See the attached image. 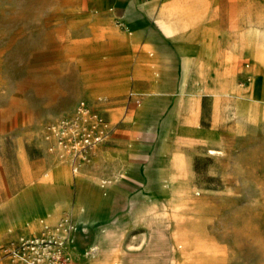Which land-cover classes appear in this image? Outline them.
Listing matches in <instances>:
<instances>
[{
    "label": "rangeland",
    "instance_id": "rangeland-1",
    "mask_svg": "<svg viewBox=\"0 0 264 264\" xmlns=\"http://www.w3.org/2000/svg\"><path fill=\"white\" fill-rule=\"evenodd\" d=\"M232 2L174 63L142 53L133 0H0V233L43 208L0 263L66 216L65 264H264V0ZM81 101L111 132L75 172L51 127Z\"/></svg>",
    "mask_w": 264,
    "mask_h": 264
},
{
    "label": "crops",
    "instance_id": "crops-1",
    "mask_svg": "<svg viewBox=\"0 0 264 264\" xmlns=\"http://www.w3.org/2000/svg\"><path fill=\"white\" fill-rule=\"evenodd\" d=\"M133 2L134 3L131 5L134 6V10H129V11L132 12L135 11V9L137 10L136 7L138 6L142 7L140 12L134 15L136 21L141 23L140 27L138 26L135 29L139 30L144 35L139 42H141L142 40H146L145 41L146 43L144 45V50L142 51V53L149 54L150 48L154 47V49L158 51L156 52V54H159L161 58H165V57L169 58L174 63L178 58L177 49H179L178 48L179 45L175 44L174 42L171 43L170 41H168L169 39L181 40L183 38H190V36L196 33L195 38H197V41L195 42L194 45L197 46V49L202 50L201 46L202 43L204 42V38L206 37L207 32L210 29L218 27L221 19L223 18L226 19L229 13L233 14L232 7L234 4L232 0H170L167 3H163L161 0H147V2H142V0H140L138 4L135 2V0H133ZM230 5L231 7H229ZM122 16L124 17L125 15ZM165 16L172 17L169 24L157 26L156 19H161L162 17ZM240 18L242 19L241 15ZM150 23H152L153 25L149 26ZM157 34H160L163 40L161 39L160 41H158V44H154L150 40H152L153 37H155ZM220 35L222 36V34L220 33L218 34V42H220L219 41ZM222 38L225 42H227L226 40L227 35L222 36ZM136 45L132 47L131 51H133V48ZM213 61H209V65H207L206 68H211L209 66H211V63ZM99 157H100V153H99ZM43 196L44 195L40 196L37 200H39ZM37 200L35 201V204L37 203ZM57 202L59 204H62L64 210L75 209V205H73V201L70 200V191L68 192V194L64 195L63 197L58 198ZM34 205H30V206H34ZM45 206H46L45 216L47 215L46 219L48 221H51V219L55 218L56 214H58L59 209L55 205V203L45 204ZM38 210H40L39 213L36 212V214L32 215L31 217L18 221L15 225L13 222H10L12 225H14V227L17 228V230L13 232L10 231L5 232L2 234L0 233V240L7 241L16 238L21 234H30L32 232L31 229L37 227L36 224L38 223L37 221L39 220L37 218L42 217L41 210L43 211V208L41 204L38 205ZM20 214L21 212L17 208L7 213H0V216L8 224L12 218L17 217ZM26 224H28L27 227ZM0 264H7V263L3 262Z\"/></svg>",
    "mask_w": 264,
    "mask_h": 264
},
{
    "label": "built area",
    "instance_id": "built-area-1",
    "mask_svg": "<svg viewBox=\"0 0 264 264\" xmlns=\"http://www.w3.org/2000/svg\"><path fill=\"white\" fill-rule=\"evenodd\" d=\"M51 130L57 134L59 145L71 155L75 171L78 170L83 160L89 159L93 149L102 143L111 132V128L100 113L86 101L79 103L72 116L52 125ZM68 223L69 219L66 224ZM69 227L65 228L64 240H56L54 231H60V229H52L49 226H45L40 237L21 239L11 250L13 261L16 264H56L57 261L62 260L61 264H65V260L58 256L66 240H71ZM57 234L61 236L60 233Z\"/></svg>",
    "mask_w": 264,
    "mask_h": 264
},
{
    "label": "bare ground",
    "instance_id": "bare-ground-1",
    "mask_svg": "<svg viewBox=\"0 0 264 264\" xmlns=\"http://www.w3.org/2000/svg\"><path fill=\"white\" fill-rule=\"evenodd\" d=\"M163 3H167L168 1L170 0H161ZM237 2V1H236ZM161 4V3H159ZM235 6V5H234ZM244 7V6H243ZM157 13V12H156ZM172 19L171 16L167 17H162L161 19H156V21L160 24V25H166V24H169L170 20ZM241 19V18H240ZM140 27V26H139ZM74 170V169H73ZM75 171V170H74ZM75 172H78V170H76ZM64 221V223H63ZM68 222V217H63V219H61V221L59 222V225L57 226H50L52 228H55V229H61V227L64 228V225ZM49 226V225H48ZM37 239V238H36ZM38 240V239H37Z\"/></svg>",
    "mask_w": 264,
    "mask_h": 264
}]
</instances>
